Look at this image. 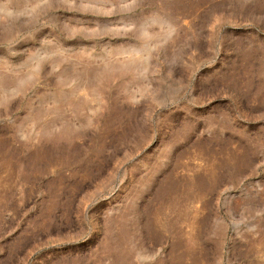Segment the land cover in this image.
Wrapping results in <instances>:
<instances>
[{
	"label": "rangeland",
	"instance_id": "obj_1",
	"mask_svg": "<svg viewBox=\"0 0 264 264\" xmlns=\"http://www.w3.org/2000/svg\"><path fill=\"white\" fill-rule=\"evenodd\" d=\"M0 264H264V0H0Z\"/></svg>",
	"mask_w": 264,
	"mask_h": 264
}]
</instances>
